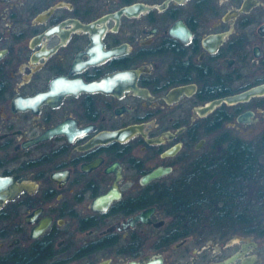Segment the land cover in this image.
<instances>
[{
  "label": "flooded vegetation",
  "instance_id": "obj_1",
  "mask_svg": "<svg viewBox=\"0 0 264 264\" xmlns=\"http://www.w3.org/2000/svg\"><path fill=\"white\" fill-rule=\"evenodd\" d=\"M235 146L264 187V0H0V264H264Z\"/></svg>",
  "mask_w": 264,
  "mask_h": 264
},
{
  "label": "trees",
  "instance_id": "obj_2",
  "mask_svg": "<svg viewBox=\"0 0 264 264\" xmlns=\"http://www.w3.org/2000/svg\"><path fill=\"white\" fill-rule=\"evenodd\" d=\"M221 155L225 157L223 167L235 166L234 169L223 168L222 170L237 172V177L226 182H220L225 186L221 184L218 195L206 193L205 205L210 210L208 212L206 210L203 217L208 222V226L213 221L221 220V224H224V221L229 222V225H223L224 227L255 228L257 225L255 221L262 219L258 204L264 205V190L262 189L264 187L258 179L250 177L251 173L254 172L252 168H249L253 152L251 153L244 147L235 146L222 152Z\"/></svg>",
  "mask_w": 264,
  "mask_h": 264
},
{
  "label": "water",
  "instance_id": "obj_3",
  "mask_svg": "<svg viewBox=\"0 0 264 264\" xmlns=\"http://www.w3.org/2000/svg\"><path fill=\"white\" fill-rule=\"evenodd\" d=\"M254 91H257V90L255 89ZM250 93H251V91H249V92H244V93H240V94H237V95H235V96H231V97H229L228 100H236V99H238V98L246 97V96L249 95ZM216 102H219V101H216ZM212 105H213V104H212ZM239 119H240V120H243L244 117H243V116H239ZM167 170H168V169H167ZM164 171H166V169L159 168V169L155 170L151 175H152V176H156V175H158V174H160V173H162V172H164ZM148 180H149V179H147V178H146V179H143L144 182H146V181H148ZM2 181H3V179H0V203H1L4 199H6V198L8 197V193L1 189V186H3V185H1Z\"/></svg>",
  "mask_w": 264,
  "mask_h": 264
},
{
  "label": "rangeland",
  "instance_id": "obj_4",
  "mask_svg": "<svg viewBox=\"0 0 264 264\" xmlns=\"http://www.w3.org/2000/svg\"><path fill=\"white\" fill-rule=\"evenodd\" d=\"M263 210H264V209H263ZM205 228L208 229V230L210 231L211 234H212L213 232H215L217 229H219L217 225H212V223H211L210 226H207V227L205 226Z\"/></svg>",
  "mask_w": 264,
  "mask_h": 264
}]
</instances>
